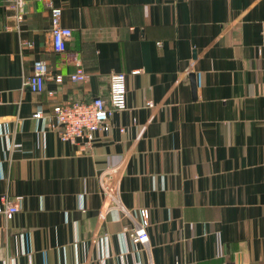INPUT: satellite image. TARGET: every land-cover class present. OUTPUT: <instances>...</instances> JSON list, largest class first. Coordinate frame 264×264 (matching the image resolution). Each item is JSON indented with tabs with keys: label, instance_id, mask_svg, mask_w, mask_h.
Returning <instances> with one entry per match:
<instances>
[{
	"label": "crops",
	"instance_id": "0c3cea01",
	"mask_svg": "<svg viewBox=\"0 0 264 264\" xmlns=\"http://www.w3.org/2000/svg\"><path fill=\"white\" fill-rule=\"evenodd\" d=\"M50 1L61 53L43 0L22 21L0 0V203L23 196L0 214V264H264V0ZM37 59L40 93L23 83ZM120 71L126 107L92 148L61 140L52 107L105 97ZM140 207L146 244L123 233Z\"/></svg>",
	"mask_w": 264,
	"mask_h": 264
},
{
	"label": "built area",
	"instance_id": "2783aa9c",
	"mask_svg": "<svg viewBox=\"0 0 264 264\" xmlns=\"http://www.w3.org/2000/svg\"><path fill=\"white\" fill-rule=\"evenodd\" d=\"M49 11L50 17V47L54 52L61 53L65 51V45L70 38L71 29L61 24V6L54 4L50 0H43ZM10 7L14 10L13 17L17 21H22L23 15V0H10ZM74 68L67 73L66 77L69 81L84 82L87 78V73L81 65V61L76 57L74 59ZM32 72L23 79V83L29 87L32 92L40 93L45 87L44 77L48 72V66L42 59L34 60L32 63ZM138 69L131 71L136 73ZM63 78L61 73H55L54 81L60 82ZM109 85L107 95L92 96L88 100H72L64 103H57L52 107L54 119L58 130L59 138L63 141H68L78 146V150H90L95 138V132L104 130L109 127V120L115 110H121L126 107V80L125 73L111 72L108 76ZM49 91V94H52ZM145 105L153 107L155 104L147 100ZM33 117L40 119L43 117L41 110L32 113ZM124 128L120 127V131ZM117 179L107 182L102 185L103 191L106 194V199L113 198ZM23 196L20 194L14 195L11 199L4 197L0 203V214L5 219L9 220L14 213L21 207ZM138 222L134 227H127L123 231L124 236L128 237L134 243L148 242V215L149 210L145 207H140L138 210ZM107 239L104 237L103 242L107 244ZM106 247V246H104ZM173 264H186L179 260H175Z\"/></svg>",
	"mask_w": 264,
	"mask_h": 264
},
{
	"label": "water",
	"instance_id": "95a60500",
	"mask_svg": "<svg viewBox=\"0 0 264 264\" xmlns=\"http://www.w3.org/2000/svg\"><path fill=\"white\" fill-rule=\"evenodd\" d=\"M188 77L190 78V81H191V90H192V94L195 95V80H194V78H193L192 73H190V74L188 75Z\"/></svg>",
	"mask_w": 264,
	"mask_h": 264
}]
</instances>
